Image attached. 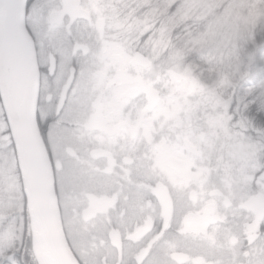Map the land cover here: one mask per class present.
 Instances as JSON below:
<instances>
[{"label": "flooded vegetation", "instance_id": "1", "mask_svg": "<svg viewBox=\"0 0 264 264\" xmlns=\"http://www.w3.org/2000/svg\"><path fill=\"white\" fill-rule=\"evenodd\" d=\"M57 4L49 17L71 29L74 62L89 61L79 130L71 139L58 138L47 156L60 222L67 210L76 226L79 242L69 248L78 263L264 264V193L256 181L246 186L234 157L225 166L223 151L215 159L204 153L201 122L169 127L145 121L160 102L156 81L141 76L113 43L107 4ZM102 42L110 52L99 48Z\"/></svg>", "mask_w": 264, "mask_h": 264}, {"label": "snow or ice", "instance_id": "2", "mask_svg": "<svg viewBox=\"0 0 264 264\" xmlns=\"http://www.w3.org/2000/svg\"><path fill=\"white\" fill-rule=\"evenodd\" d=\"M115 6L122 25L113 43L138 64L141 76L163 83L182 75L208 83L215 90L217 132H222L226 144L242 142L249 120L254 128L264 129V43L256 49L261 56L258 66L250 61V75L237 71L224 77L220 68L226 49L210 41L214 4L207 0H120ZM57 7V0H0V42L22 39L35 65L31 118L46 156L58 138L77 134L89 75L87 57L74 62L71 29L54 24L49 17ZM0 92V98L6 99L2 82ZM0 122V250L7 252L17 241L23 243L25 234L31 248L38 249L43 241L29 194L23 142L2 104ZM245 171L254 180L264 181V133ZM9 264L20 262L13 259ZM27 264L54 261L30 253Z\"/></svg>", "mask_w": 264, "mask_h": 264}, {"label": "water", "instance_id": "3", "mask_svg": "<svg viewBox=\"0 0 264 264\" xmlns=\"http://www.w3.org/2000/svg\"><path fill=\"white\" fill-rule=\"evenodd\" d=\"M0 82L7 92L6 99L0 98V104L6 106L13 119L14 129L23 142L29 194L43 241L41 255L54 261V264H78L60 224L49 160L32 123L31 101L36 91L35 65L30 50L18 37L0 42ZM0 97H3V92H0ZM258 197L250 199L245 208Z\"/></svg>", "mask_w": 264, "mask_h": 264}, {"label": "rangeland", "instance_id": "4", "mask_svg": "<svg viewBox=\"0 0 264 264\" xmlns=\"http://www.w3.org/2000/svg\"><path fill=\"white\" fill-rule=\"evenodd\" d=\"M102 2L107 4L109 7H111V8L108 7L105 10L107 15V16L105 15L107 19L106 21L108 22L106 27L109 31H111L114 34V36H116L122 25L120 16L117 10L113 6V4L116 2H114V0H102ZM56 9L57 8L53 9L51 12L56 11ZM101 15L104 17L103 14ZM234 20L232 22V20L230 19L229 22L227 19L224 22H222V26L227 27L226 29H228V33L235 31L236 23ZM215 26L216 28L215 30L212 31L210 37L215 42H217L219 41V38L222 35L221 38L222 40H224L221 29L217 24H215ZM109 46H110L109 44L102 42L99 48L105 47V50L107 49V51L110 52ZM95 56H96L95 53L91 55L92 58H94ZM238 70L239 67L236 66L235 71ZM193 80H191L190 78H186L182 75H174L170 80L165 81L163 83H160L159 80H155L156 81L155 88L159 92L161 98L155 111L148 115L146 113L145 121L167 123L166 125L169 127H172L174 125L182 126V123H186L187 125H189V123L201 122L203 126H199V127L204 129L203 132L205 134L204 143H203L205 145V147L203 146L205 148L203 149L204 153L209 155L211 159H215L216 153L217 152L220 153V151L221 152L223 151L222 153H225V155L227 156V159L225 161L226 167L228 166V163L231 161L232 157H234V159H232L235 160L234 169L235 171L240 172V175H245L244 181H247L246 186H249V184L252 183V181H256V185L259 187L261 192L264 193V181L259 179L254 180L252 175L245 171L247 161L251 159L252 155L254 154L258 141L250 137L249 134H247L242 138V142L238 141L234 145H229L226 144L223 140L224 149L218 147L216 143H218V145L220 144L221 136H219L220 133L218 134V132H216L217 131L216 125L213 124L216 123V119H217L216 103L214 100L215 90L210 89L209 87H204L196 80L194 81ZM192 82H193V86H191ZM212 126H214L216 129H213ZM2 127H3L2 122H0V130H2ZM250 127H251L250 123L247 122L248 130ZM193 133L196 135L195 130H193ZM195 135L192 136V140H193V145L195 144L193 148H195L196 150V147H198V145L196 142L197 137H195ZM4 139L6 140L7 138L5 137ZM163 149L164 151L162 154H166V151H168L167 150L168 145L163 146ZM174 153L177 154V151ZM165 157L167 159V156ZM157 158L158 155H155V160H157ZM194 165L195 164L193 163L192 168L194 167ZM199 174L200 173H196V171H194V173H192V176L198 177ZM240 180L241 178L240 179L238 178V183H240ZM214 186L216 185L214 184ZM66 211L67 210L61 211L63 215L62 225H63L65 237L69 247H71L72 250H76L79 242L76 226L73 222V219L70 218V216L65 215ZM35 255L39 256L41 255V252H39L38 249H35ZM92 264H95L94 259L92 261Z\"/></svg>", "mask_w": 264, "mask_h": 264}, {"label": "trees", "instance_id": "5", "mask_svg": "<svg viewBox=\"0 0 264 264\" xmlns=\"http://www.w3.org/2000/svg\"><path fill=\"white\" fill-rule=\"evenodd\" d=\"M114 2L116 3L113 6L117 10L115 5L120 0H114ZM207 2L216 6L215 10L211 12L212 31L215 30V24H217L224 37L222 40L221 35L217 42L210 37V41L219 43L226 49L224 61L220 68L221 75L227 77L230 73H236V66L239 67L238 71L250 75L252 71L250 61L255 60L258 66L261 56L256 55V49L258 45L264 43V0H207ZM221 5L224 7H220ZM117 12L121 16V12L118 10ZM227 19L229 22L230 19L232 22L235 19V31L228 33L227 27L222 26V22ZM193 79L204 87H209L208 83L197 78ZM247 122L251 125L248 134L258 141V137L264 133V129L254 128L250 120ZM30 253L35 255V249L31 248L30 238L25 234L23 243L17 241L7 252L0 250V262L9 264L10 260L14 259L20 264H27Z\"/></svg>", "mask_w": 264, "mask_h": 264}, {"label": "bare ground", "instance_id": "6", "mask_svg": "<svg viewBox=\"0 0 264 264\" xmlns=\"http://www.w3.org/2000/svg\"><path fill=\"white\" fill-rule=\"evenodd\" d=\"M39 252H41L40 248H38Z\"/></svg>", "mask_w": 264, "mask_h": 264}]
</instances>
